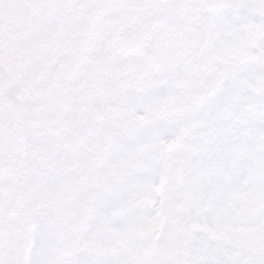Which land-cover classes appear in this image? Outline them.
Segmentation results:
<instances>
[{
  "label": "snow or ice",
  "instance_id": "6c2138e0",
  "mask_svg": "<svg viewBox=\"0 0 264 264\" xmlns=\"http://www.w3.org/2000/svg\"><path fill=\"white\" fill-rule=\"evenodd\" d=\"M0 264H264V0H0Z\"/></svg>",
  "mask_w": 264,
  "mask_h": 264
}]
</instances>
